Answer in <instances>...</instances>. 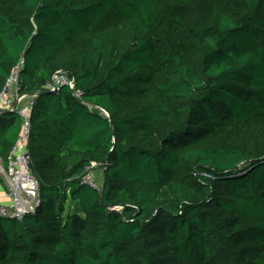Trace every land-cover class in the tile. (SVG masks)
Returning <instances> with one entry per match:
<instances>
[{
  "label": "trees",
  "instance_id": "obj_1",
  "mask_svg": "<svg viewBox=\"0 0 264 264\" xmlns=\"http://www.w3.org/2000/svg\"><path fill=\"white\" fill-rule=\"evenodd\" d=\"M21 59L41 202L0 264H264V0H0V92Z\"/></svg>",
  "mask_w": 264,
  "mask_h": 264
},
{
  "label": "built area",
  "instance_id": "obj_2",
  "mask_svg": "<svg viewBox=\"0 0 264 264\" xmlns=\"http://www.w3.org/2000/svg\"><path fill=\"white\" fill-rule=\"evenodd\" d=\"M23 65L24 59H21L12 69L4 88L0 92V114L17 112L22 120L20 133L6 164L0 162V173L4 176L7 184L6 197L10 201L9 204L0 203V216L19 220L28 213H34L41 202L40 181L32 171L28 147L31 135V112L35 95L21 94L20 92V73ZM65 86H69L73 90L75 97L81 98L82 92L74 86V79L63 70L56 71L45 88L52 92H58ZM26 99L29 101L23 105ZM101 110L103 114L109 116L105 110ZM98 167H100L98 163L91 162L85 169L86 174L83 177V182L100 189L93 175L94 169Z\"/></svg>",
  "mask_w": 264,
  "mask_h": 264
},
{
  "label": "crops",
  "instance_id": "obj_3",
  "mask_svg": "<svg viewBox=\"0 0 264 264\" xmlns=\"http://www.w3.org/2000/svg\"><path fill=\"white\" fill-rule=\"evenodd\" d=\"M4 114H7V112ZM0 162L5 165L7 161H4L3 157L0 156ZM6 192H7V184L5 182L4 176L0 173V203L9 204L10 201L6 197Z\"/></svg>",
  "mask_w": 264,
  "mask_h": 264
},
{
  "label": "rangeland",
  "instance_id": "obj_4",
  "mask_svg": "<svg viewBox=\"0 0 264 264\" xmlns=\"http://www.w3.org/2000/svg\"><path fill=\"white\" fill-rule=\"evenodd\" d=\"M29 99H26L24 102H23V105H26L28 103ZM93 175H94V179H95V182L98 186L102 187V185L104 184V170L100 167L94 169V172H93Z\"/></svg>",
  "mask_w": 264,
  "mask_h": 264
},
{
  "label": "water",
  "instance_id": "obj_5",
  "mask_svg": "<svg viewBox=\"0 0 264 264\" xmlns=\"http://www.w3.org/2000/svg\"><path fill=\"white\" fill-rule=\"evenodd\" d=\"M74 86L76 87V82H75V80H74ZM47 92H50L49 90H46Z\"/></svg>",
  "mask_w": 264,
  "mask_h": 264
}]
</instances>
